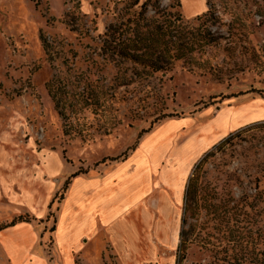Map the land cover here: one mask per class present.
Returning a JSON list of instances; mask_svg holds the SVG:
<instances>
[{"label": "rangeland", "instance_id": "obj_1", "mask_svg": "<svg viewBox=\"0 0 264 264\" xmlns=\"http://www.w3.org/2000/svg\"><path fill=\"white\" fill-rule=\"evenodd\" d=\"M129 3L0 0V226L19 209L10 198L39 213L52 199L50 230L78 177L117 167L145 254L106 264H264V0H160L216 42L158 73L102 50L109 24L140 11ZM142 163V181L122 186ZM27 237L18 245L43 253Z\"/></svg>", "mask_w": 264, "mask_h": 264}, {"label": "crops", "instance_id": "obj_2", "mask_svg": "<svg viewBox=\"0 0 264 264\" xmlns=\"http://www.w3.org/2000/svg\"><path fill=\"white\" fill-rule=\"evenodd\" d=\"M130 159L121 162L120 166L123 167ZM145 168L146 164L142 163L136 166L131 173L124 175L121 178L122 186L125 183L128 184L129 180L135 184L141 182L142 176L138 173ZM117 171L119 168L116 167L108 170L102 177H78L69 188L65 200L60 206L57 221L51 228H54V231L47 230V222L43 224L41 222L49 216L52 199L43 202L42 210L39 213L35 202H31L29 207L27 204L20 205L17 198H15L16 200L10 198L9 201L19 209L2 224H8L16 217L26 213L35 217L42 225L36 224L35 221L21 222L0 231V245L8 263L52 264L44 247L47 240L53 242L51 254L55 258V264H90L92 258L88 249L98 246H101V264H106L104 256L106 260L109 255L118 254L121 251L130 255L143 256L144 251L138 249V241L141 237L140 224L133 219L135 214L132 209L136 200L127 199L125 192L127 187L120 193H116L118 188L114 174ZM111 190H114L115 193ZM137 191L135 194L139 195L140 192L137 193ZM135 194L132 195L133 199ZM136 215L139 216V213ZM146 224L150 229L149 220ZM47 233L48 236L45 235ZM27 236L32 237L33 245H39L43 249V253L37 251L33 258L31 251H28L24 245L23 247L18 245L25 242ZM57 248L61 250V254Z\"/></svg>", "mask_w": 264, "mask_h": 264}, {"label": "trees", "instance_id": "obj_3", "mask_svg": "<svg viewBox=\"0 0 264 264\" xmlns=\"http://www.w3.org/2000/svg\"><path fill=\"white\" fill-rule=\"evenodd\" d=\"M141 1L130 0L129 3L131 9L140 7L139 12H134L125 22L117 21L107 27L102 45V50L106 55L131 62L153 73L167 72L175 62L191 58L194 53H201L205 47L216 42V38L208 30L205 32L198 30V34H195L187 29L182 22L181 15L162 8L160 0H146L140 5ZM177 6H181V3L178 2ZM149 8L155 12V16H147ZM211 9H208L203 17H208L212 13ZM201 18L199 17V20ZM54 89L50 85V95L56 102V107L60 109V100ZM149 130L143 132L147 133ZM234 136L231 135L220 146L226 144ZM124 160L126 157L122 161ZM77 176L78 173L72 177ZM191 182L192 180L188 185L186 198L190 193ZM36 220L34 217L23 218L20 216L10 223L0 226V231L15 226L17 223H30ZM51 231H54V228ZM181 259L180 257L179 261Z\"/></svg>", "mask_w": 264, "mask_h": 264}]
</instances>
